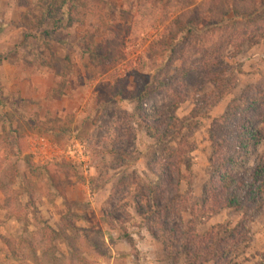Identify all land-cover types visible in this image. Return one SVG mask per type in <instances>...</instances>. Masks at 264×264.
<instances>
[{
    "label": "rangeland",
    "instance_id": "374dc122",
    "mask_svg": "<svg viewBox=\"0 0 264 264\" xmlns=\"http://www.w3.org/2000/svg\"><path fill=\"white\" fill-rule=\"evenodd\" d=\"M92 2L69 23L85 0H0V264H264V200L201 213L214 121L249 88L264 94V0L259 21L222 45L206 22L173 41L135 26L140 0ZM110 31L121 56L102 64L93 53ZM208 45L223 66L203 67ZM263 159L261 146L250 165ZM139 207L166 210L169 244Z\"/></svg>",
    "mask_w": 264,
    "mask_h": 264
},
{
    "label": "trees",
    "instance_id": "16d2710c",
    "mask_svg": "<svg viewBox=\"0 0 264 264\" xmlns=\"http://www.w3.org/2000/svg\"><path fill=\"white\" fill-rule=\"evenodd\" d=\"M95 12L96 7L92 0H85L83 7L72 5L69 10V23H80L87 15ZM259 12L256 0H206L200 3L196 0H167L165 3L140 0L133 24L138 27L144 23H150L154 27L162 26L164 38L173 41L178 34L187 39L192 38L195 35L193 31L206 22L205 26L214 32L217 31L216 41L222 45L224 39L234 43L237 33L255 25L261 17ZM228 29L233 30L232 34L227 32ZM205 47L204 53L199 54L203 67L212 69L216 68L215 66H223L220 60L207 59V52L209 53L213 46ZM100 51L103 54H99ZM121 51L116 33L110 31L103 45L96 48L93 55H96L102 64L114 63L120 59ZM184 56L185 54H182L179 60L182 63L179 74L182 77L189 72ZM216 71L214 77L218 78L211 79L214 83L220 82L222 73H225ZM216 86L219 89L217 83ZM133 100L138 106L142 103L138 98ZM257 113H260L258 126L255 120ZM176 122L177 130L183 129L184 122ZM148 131L149 137L162 143L174 137L159 131ZM209 141L214 151L211 159L213 175L204 190L202 216L212 218L222 210L250 213L264 200V159L250 165L251 157L264 146V94L259 87L244 91L241 99L233 101L225 115L214 121ZM137 212L150 226L153 239L170 243L172 238L164 217L165 209L153 211L139 207ZM198 238L200 239L199 236ZM203 255L205 262H215L218 258L211 251Z\"/></svg>",
    "mask_w": 264,
    "mask_h": 264
}]
</instances>
